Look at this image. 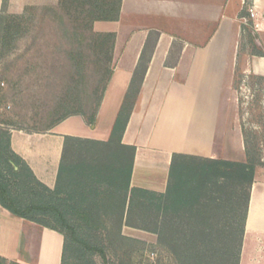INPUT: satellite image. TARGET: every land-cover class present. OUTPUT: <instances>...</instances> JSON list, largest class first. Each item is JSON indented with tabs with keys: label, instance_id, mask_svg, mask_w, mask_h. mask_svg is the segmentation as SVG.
Masks as SVG:
<instances>
[{
	"label": "crops",
	"instance_id": "crops-1",
	"mask_svg": "<svg viewBox=\"0 0 264 264\" xmlns=\"http://www.w3.org/2000/svg\"><path fill=\"white\" fill-rule=\"evenodd\" d=\"M248 1L122 0L117 21L94 24L96 32L116 35L113 74L96 124L90 126L76 115L43 133L12 130V150L41 183L55 189L65 138L107 141L142 63L146 72L122 139L136 147L131 189L166 194L177 154L237 161L244 144L234 82ZM18 2L25 6L31 0H10ZM3 3L0 0V15ZM252 3L264 28V0ZM259 32L264 37V31ZM244 68L245 73L264 76V57ZM26 229L41 239L39 264L49 259L45 238L63 247V235L0 207L1 257L21 259ZM126 229L133 237L135 230ZM250 236L257 241L252 259L264 264V167L256 171L250 190L245 241Z\"/></svg>",
	"mask_w": 264,
	"mask_h": 264
},
{
	"label": "rangeland",
	"instance_id": "rangeland-1",
	"mask_svg": "<svg viewBox=\"0 0 264 264\" xmlns=\"http://www.w3.org/2000/svg\"><path fill=\"white\" fill-rule=\"evenodd\" d=\"M60 1L31 0L24 6L19 2L10 3V0H4L2 5L0 133L6 135L3 147L7 146L12 130L43 133L56 126L53 124L59 115L53 114V109L63 96L70 79L68 53L81 51L83 55L85 54L84 63L88 69L87 87L91 89L93 86V70L97 55L90 50L89 37L81 49L70 38L69 24L72 22L67 11L61 8ZM253 6L252 0H249L246 10L242 13L245 19H241L240 68L234 82L240 99L241 142L243 139L244 144L240 149H243V152L241 151L237 161L230 162L246 163L250 169L257 171L264 167V76L244 72V67L249 61L264 57V37L259 32L260 29L264 31L263 20L252 17L251 9L257 13ZM63 18L66 20L65 25L62 22ZM129 105L131 107V103ZM129 112L130 109L124 113V120ZM115 124L116 122L112 126V132ZM111 137L112 133L105 142H110ZM116 141L117 138L111 140L113 150L117 145ZM88 147L92 149L88 160L92 165L90 182L95 192L92 210L99 216L98 226L101 229L99 233L102 235L100 241L101 246L106 248L107 259L103 260L99 252L85 251L83 247L75 244L74 252L70 253L71 247L65 250L66 264H235L242 222L241 219L233 218L234 211L241 213L244 210L252 184L251 172L230 166L227 167L229 169L227 176L222 177L212 172L208 158L199 156L180 158L173 178V187L177 184L180 187L179 195L171 199V205L174 207L179 200L183 206H180V211L171 210V217L168 220L172 225L169 231V227L161 225L164 219H153L149 212H143L137 206L128 213L130 191L124 217H121L120 210L112 206V202L117 200L113 198V192H119L115 195L118 198L124 194L128 185V174L124 172L122 176L116 175L112 181L110 174L112 168L107 166L109 159L104 158L108 149L98 145ZM1 176L8 180H17L15 186L10 184L8 188L12 190V195L17 199L19 206L50 203L49 197L39 186H34L32 192L30 189L22 192L24 186L17 185L24 178H13L9 166L0 155V180ZM67 180L69 181V177H64V187H70L71 181ZM72 188L73 191L78 190L75 184H72ZM158 203L159 200L156 199L154 204ZM0 207L3 208L1 204ZM193 225L210 228L208 236L198 238L202 243L200 249L193 246V241L197 242V236L192 237L190 231ZM126 228L135 230L133 237L126 235ZM199 230L202 231L197 229ZM167 232H172V235H168ZM40 240L33 231L26 229L21 259L8 260V264H11L10 261L39 264ZM45 242V251L48 250L49 259H44L43 263L63 264L64 243L60 249L52 238H45ZM208 243H214L212 252H207L204 246ZM256 243L251 236L245 241L244 234L239 264H256L252 259L253 256H257Z\"/></svg>",
	"mask_w": 264,
	"mask_h": 264
},
{
	"label": "trees",
	"instance_id": "trees-1",
	"mask_svg": "<svg viewBox=\"0 0 264 264\" xmlns=\"http://www.w3.org/2000/svg\"><path fill=\"white\" fill-rule=\"evenodd\" d=\"M121 4L122 0L60 1L61 8L67 11V15L72 22L71 25L69 24L71 31H69L68 35L76 45L80 46V49L82 48L81 46L86 45L89 40L91 44L89 46L90 50H93V53L97 55V62L93 70L94 83H92V88L88 89V69L86 63H84L85 54L83 55L81 51H72L68 53L70 60V79L63 96L54 106L53 114L59 115V117L53 125H57L76 115L82 116L86 123L90 126H94L96 124L99 108L113 74V53L116 35L113 33L96 32L94 30V24L98 21H117L120 16ZM62 22L64 25L66 24V20L64 18ZM87 37H89L88 40H86ZM145 72L146 66L142 67L141 63V66H139L135 73L131 88L117 118L110 142H101L73 136H67L65 138L58 182L55 189H50L41 183L26 162L12 150L10 136L8 138L7 146H2L4 136L6 137V135H2L0 133V155L10 168V175H12L13 178H24L21 180L20 184L17 185V187H19V185L22 187L24 186V190L22 192H27L26 190L29 189L32 192L34 186H39L43 189L42 192L50 199V203L48 204L37 205L36 203H33L31 205L21 207L19 206L17 199L13 197L12 190L8 188L10 184L15 186L17 184V180H8L6 177L1 176L3 181L0 180V204L4 209L8 210L12 215L18 218L25 219L62 234L64 237L63 264H66L67 261L65 250L71 247L70 253L74 252L75 244L83 247L85 251L99 252L103 260L107 259L106 248L101 246L102 243L100 241L102 235L99 233L101 231L98 226L99 216L92 210V201L95 192L90 182L92 176V165L88 160V156L92 151V149L88 147L90 145L103 146L108 149L104 158L109 159V165L107 166H111L112 168L110 173L112 181H114L116 175L122 176L124 172L128 174V185L124 194L118 198L115 195H118L119 192H113V198L117 200L112 202V206H115L120 210V213L122 214L121 217H124L126 211L129 191L131 196L128 213H130V211L137 206L138 208H141L143 212H149L153 219H164L165 221L164 223H161V225H165L167 228L169 227V231L171 230L172 225L168 220L171 217V210L178 211L179 209L180 211V206H183L182 201L179 202V200H177L178 203H176L177 201L175 199L176 204L173 207L171 205V199L173 197H178L179 195L178 189H180V187L178 184L173 187V178L178 166V160L180 158L189 157L187 155L177 154L174 156L169 188L166 194H158L137 188L131 189L130 187L136 147L123 144L122 139L133 110L135 100L139 94ZM129 103H131V107ZM87 109L89 111H87ZM128 109H130L129 115L124 120V113ZM114 138H117V145L113 150L111 148V140H114ZM208 163L211 164L210 167L212 168V172H216L222 177L227 176L226 174L229 170L227 167L230 166L240 167L244 172H251L253 184L256 171L255 169H250L246 163H236L221 159H208ZM66 176L69 177V181H71L69 183L70 187L63 186V179L64 177L66 178ZM69 181L67 180V182ZM72 184L78 186V190L73 191ZM250 190L244 210L241 211V213L239 211H234L235 213L233 218L235 220L241 219L242 222L238 242L239 250L235 264H239L240 261L248 214ZM156 199L159 200L158 204H154ZM182 229L183 228H181V232L183 231ZM197 229H202V231H197ZM178 231L179 230H177V232ZM190 231H192V237L197 236V242L193 241L195 249L202 248V243L200 239L198 241V238H201L203 235L208 236L210 228L203 226L197 227L193 225L190 227ZM79 234H82V236H79ZM168 235H172V232ZM213 244L214 243H208L204 245L207 252H212L214 248ZM226 256H228V254ZM227 258L230 260L229 256ZM226 260L227 259H225V261ZM200 261L209 262L210 260ZM10 263L21 264L15 261H10ZM0 264H8V259L0 256Z\"/></svg>",
	"mask_w": 264,
	"mask_h": 264
},
{
	"label": "built area",
	"instance_id": "built-area-1",
	"mask_svg": "<svg viewBox=\"0 0 264 264\" xmlns=\"http://www.w3.org/2000/svg\"><path fill=\"white\" fill-rule=\"evenodd\" d=\"M250 13H251L252 17H256V13L253 9L250 10Z\"/></svg>",
	"mask_w": 264,
	"mask_h": 264
}]
</instances>
